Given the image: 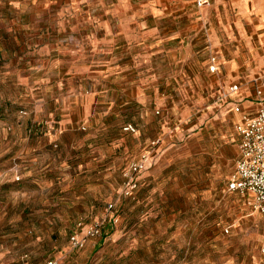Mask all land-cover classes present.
<instances>
[{"label": "rangeland", "instance_id": "obj_1", "mask_svg": "<svg viewBox=\"0 0 264 264\" xmlns=\"http://www.w3.org/2000/svg\"><path fill=\"white\" fill-rule=\"evenodd\" d=\"M197 1L0 0V259L264 264V214L229 190L244 115L217 104ZM156 140L153 195L122 197L123 171ZM110 203L116 230L74 249L76 225Z\"/></svg>", "mask_w": 264, "mask_h": 264}, {"label": "crops", "instance_id": "obj_2", "mask_svg": "<svg viewBox=\"0 0 264 264\" xmlns=\"http://www.w3.org/2000/svg\"><path fill=\"white\" fill-rule=\"evenodd\" d=\"M207 1L208 4L203 7H205L204 12L207 14L206 18H208L206 23L208 22L211 28L209 35L210 47H208V49L218 51V69L220 70L215 76H213L211 83L214 87L220 83L224 85L223 87H228L232 84L240 85L238 93L233 95L229 100L217 104H219L220 109L226 112L254 115L260 108L258 97L256 93L254 98L248 96V94H250L251 89L255 86L252 81L256 79V77L260 78L258 85L261 86L258 88L264 95V0ZM187 6L188 5H183L182 8L184 9ZM184 12L186 14V10ZM235 80H240V82L236 83ZM237 106L240 107V111L235 110V107ZM236 118L238 119L239 124L242 118L239 119L237 116ZM158 156L159 154L157 157ZM156 158L153 164L156 163ZM153 164L141 173L139 177L140 189L136 194V198L132 200L146 201L149 200L151 197L150 195H153L154 169L156 171L158 170L156 167L153 170L150 169L153 167ZM59 186L60 185L56 183L46 190L47 194L45 198L48 201H59L57 200L58 196H56L55 193L59 190ZM18 187L20 190L22 189L20 183H18ZM2 188L3 187H0V191ZM148 191H150V195L148 194ZM22 194L23 193H17V199L14 201H36L29 195L27 197L26 194ZM67 201L70 200L68 199ZM116 228L108 232L104 237L90 239L86 252L93 253L101 240L112 234ZM10 261L11 260L0 259L1 264H10ZM44 262L36 261L34 264H41Z\"/></svg>", "mask_w": 264, "mask_h": 264}, {"label": "built area", "instance_id": "obj_3", "mask_svg": "<svg viewBox=\"0 0 264 264\" xmlns=\"http://www.w3.org/2000/svg\"><path fill=\"white\" fill-rule=\"evenodd\" d=\"M198 7L208 4L207 0H198ZM218 62L216 57L210 60V71H218ZM256 83L259 79L255 80ZM240 85L232 84L224 87L219 91L217 103L229 100L233 95L238 93ZM257 97L260 108L254 115L245 114L241 122L237 125V132L240 135V156L236 162L235 171L229 181V190L242 195L251 194L255 200L256 209L264 214V95L258 89ZM240 111V107H235ZM125 132H136L132 124L124 127ZM160 140L153 141L150 149L147 150L137 162L130 164L123 172V183L120 195L124 198L135 199L140 189L139 177L142 172L147 170L154 162L158 155L157 149ZM116 203L108 205L109 216L97 219L91 223L79 222L75 231L70 237L72 247L81 249L88 240L104 237L108 232L117 227L119 216L114 212ZM27 264V263H20ZM41 264H59L57 260H49Z\"/></svg>", "mask_w": 264, "mask_h": 264}]
</instances>
